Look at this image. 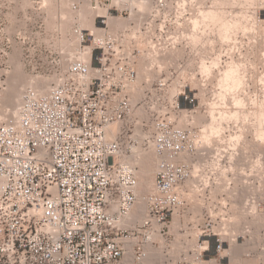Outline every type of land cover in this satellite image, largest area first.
Segmentation results:
<instances>
[{
  "label": "built area",
  "instance_id": "1",
  "mask_svg": "<svg viewBox=\"0 0 264 264\" xmlns=\"http://www.w3.org/2000/svg\"><path fill=\"white\" fill-rule=\"evenodd\" d=\"M104 1L77 0L71 7L99 9ZM172 7L154 0L145 12L115 0L96 14V31L76 22L78 55L48 90L25 88L17 112L0 121V264H147L149 247L163 252V264H214L208 247L173 260L160 240H168L175 213L188 202V181L201 183L188 161L205 154L201 130L177 126L161 112L151 122L135 119L140 67L159 71L158 61L178 44L171 30L181 24L169 18ZM123 16L128 24L111 31L109 19ZM168 86L163 77L152 91ZM170 99L174 108L195 102L185 87ZM136 126L159 157L152 190L143 196L137 167L122 159ZM141 201L145 214L138 218Z\"/></svg>",
  "mask_w": 264,
  "mask_h": 264
},
{
  "label": "rangeland",
  "instance_id": "2",
  "mask_svg": "<svg viewBox=\"0 0 264 264\" xmlns=\"http://www.w3.org/2000/svg\"><path fill=\"white\" fill-rule=\"evenodd\" d=\"M75 1L0 0V121L13 110V86L22 92L29 86L48 90L70 55H78L76 22L96 31V14L115 4L104 1L99 9L82 4L74 11ZM130 2L146 12L154 0ZM168 2L173 5L169 18L181 24L171 30L178 44L158 61L162 73H145L140 67L139 88L132 95L135 119L151 122L153 113L161 112L177 126L201 130L205 154L188 158L201 183L197 178L188 181V202L175 213L168 240L159 239L170 246L173 260L199 245L209 248L214 264H264V0ZM128 22L126 16L111 19L109 29L120 31ZM170 65L175 70L171 76ZM163 77L169 79L166 90L152 91ZM184 87L195 102L181 100L180 108H174L170 98ZM145 132L134 128V140L125 139L122 158L137 167L141 194L152 190L159 160L146 144ZM134 147L142 150V157L143 151L150 155L147 181L132 158ZM154 250L163 264V252Z\"/></svg>",
  "mask_w": 264,
  "mask_h": 264
},
{
  "label": "bare ground",
  "instance_id": "3",
  "mask_svg": "<svg viewBox=\"0 0 264 264\" xmlns=\"http://www.w3.org/2000/svg\"><path fill=\"white\" fill-rule=\"evenodd\" d=\"M141 6V5H140ZM57 10V9H56ZM88 10V9H87ZM103 10H105V9H103ZM90 11V10H89ZM92 11V10H91ZM100 11H102L101 9H100ZM99 11V12H100ZM88 12V11H87ZM104 12V11H103ZM103 12H102V14H103ZM54 13V12H53ZM72 13V12H71ZM101 13V12H100ZM105 13H106V10H105ZM57 14V13H56ZM67 14V13H66ZM83 14V13H82ZM92 14V13H91ZM54 15V14H53ZM83 15H81V17H82ZM55 17V16H54ZM74 17V16H73ZM62 18V17H61ZM124 19V18H123ZM110 21H111V18L109 19ZM84 21V20H83ZM90 21V20H89ZM116 22H117V20H116ZM122 22V21H121ZM83 23V22H82ZM88 23V22H87ZM93 23V22H92ZM94 24V23H93ZM114 24V23H113ZM82 25V24H81ZM90 25V24H89ZM119 25V24H118ZM84 26V25H83ZM88 26V25H87ZM113 26V25H112ZM87 28V27H86ZM89 29H91V30H95V27H93V25H91L90 27H89ZM69 38V37H68ZM62 39V38H61ZM65 39H66V37H65ZM72 39V38H71ZM76 40V39H75ZM72 42V41H71ZM77 43V42H76ZM64 45V44H63ZM71 47V46H70ZM74 48V47H73ZM66 51V50H65ZM66 53V52H65ZM68 53V52H67ZM75 55V54H74ZM71 57L70 58H72L73 56L72 55H70ZM69 58V57H68ZM229 76V75H228ZM227 76V77H228ZM29 82V81H28ZM31 83H32V81H31ZM10 93H12L11 94V97H10V99H11V102H12V105H13V110L11 111V112H9L7 115H10V114H15L16 112H17V108H18V105H19V103H20V101H21V98H22V95H23V92H22V90L21 89H19L18 88V86H16L15 87V85L13 86V88H12V90L11 91H9V94ZM5 113V112H4ZM5 116V115H4ZM0 117H1V114H0ZM199 118V117H198ZM113 128L114 129H116V125H114L113 126ZM137 147H134L133 148V153L134 154H132V158L134 159V160H136V164H139L140 166H141V168H140V174H141V176L143 177V180L144 181H147V179H148V177H149V174H150V172H152L151 171V169H150V166L148 165V163H147V160H148V156H150V155H147L146 153H145V151H143V157H142V150L139 152V151H137V150H135ZM149 154V153H148ZM127 156V158H128V155H126ZM131 156V155H130ZM130 159V158H129ZM126 161V160H125ZM135 165V164H134ZM151 165V164H150ZM140 176V177H141ZM145 183V182H144ZM144 185V184H143ZM138 192H139V195L140 196H143L144 194H141L140 193V191L138 190ZM144 214H145V205H144V203L141 201V203L140 204H138L136 207H135V209H134V216L135 217H138V218H141V217H143L144 216ZM149 250H150V254H149V258L147 259V264H154L155 262H157L158 261V263L159 264H161V262H159V261H161L160 259H159V257L160 256H158L157 255V251H155L154 250V248L153 247H149ZM157 264V263H156Z\"/></svg>",
  "mask_w": 264,
  "mask_h": 264
}]
</instances>
